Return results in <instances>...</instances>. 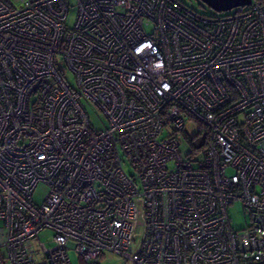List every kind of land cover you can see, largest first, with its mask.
<instances>
[{"label": "built area", "instance_id": "obj_1", "mask_svg": "<svg viewBox=\"0 0 264 264\" xmlns=\"http://www.w3.org/2000/svg\"><path fill=\"white\" fill-rule=\"evenodd\" d=\"M17 2L0 0V263L264 264V4Z\"/></svg>", "mask_w": 264, "mask_h": 264}, {"label": "rangeland", "instance_id": "obj_2", "mask_svg": "<svg viewBox=\"0 0 264 264\" xmlns=\"http://www.w3.org/2000/svg\"><path fill=\"white\" fill-rule=\"evenodd\" d=\"M16 4H18V0H13ZM182 1L187 7L195 10L198 13L204 15H219L207 5L202 3L200 0H180ZM77 17V9L76 5L73 1L70 4V10L67 15L66 24L69 27H73L75 20ZM67 79L73 81L72 75L68 74ZM83 108L85 109L90 123L95 130H103L106 127V120L103 116L97 111L96 107L87 101L81 102ZM188 134L190 136L194 135L198 131V127L192 125L186 128ZM186 150L185 147H183ZM123 168L127 174H132L131 167L127 164H123ZM46 188L43 185H38L33 194V200L37 203H40L45 195ZM227 214L231 219V226L234 230H243L249 225V214L244 210L241 203L235 202L234 204L230 205L227 208ZM140 229V228H139ZM140 232V230L138 231ZM38 240L45 243L46 246L52 247V233L51 232H43L39 235ZM37 242V240H36ZM69 258L72 264H84L80 259L77 251L74 249L68 252ZM96 264H130L124 258L110 254L107 252H103L102 255L95 261ZM2 264V263H0ZM8 264V263H4Z\"/></svg>", "mask_w": 264, "mask_h": 264}, {"label": "water", "instance_id": "obj_3", "mask_svg": "<svg viewBox=\"0 0 264 264\" xmlns=\"http://www.w3.org/2000/svg\"><path fill=\"white\" fill-rule=\"evenodd\" d=\"M215 12H223L238 6L250 5L252 0H200Z\"/></svg>", "mask_w": 264, "mask_h": 264}, {"label": "trees", "instance_id": "obj_4", "mask_svg": "<svg viewBox=\"0 0 264 264\" xmlns=\"http://www.w3.org/2000/svg\"><path fill=\"white\" fill-rule=\"evenodd\" d=\"M257 2L264 4V0H256Z\"/></svg>", "mask_w": 264, "mask_h": 264}]
</instances>
